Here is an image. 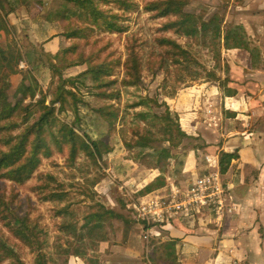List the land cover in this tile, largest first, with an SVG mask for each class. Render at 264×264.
<instances>
[{
	"label": "trees",
	"instance_id": "16d2710c",
	"mask_svg": "<svg viewBox=\"0 0 264 264\" xmlns=\"http://www.w3.org/2000/svg\"><path fill=\"white\" fill-rule=\"evenodd\" d=\"M29 1L0 0V31L6 26L7 15ZM49 1L43 0L42 18L61 27L55 35L69 42L66 47L53 53L45 51L43 44L38 47L40 51L37 47L22 50V41L11 50L0 40V222L11 225L18 241L33 253V264H50V261L42 251L47 245L43 227L32 217V195L39 201L57 195L68 196L57 186L34 180L35 161L45 159L56 163L59 157L65 165L71 166L82 155L95 162L97 157L104 159L112 151L103 140L92 139L80 128L79 110H93L109 125L118 123V135L124 148H153L164 141L167 147L161 149L158 158L163 157L169 148L177 149L192 137L182 130L178 116L170 112L164 100L160 103L157 97L142 92L143 80L153 81L162 73L160 87L167 93L166 89H178L187 79H200L224 87L226 93L232 95L235 89L228 86L231 80L217 74V64L210 67L203 62L202 50H218L221 40L224 48L247 49L251 55L254 49L240 41L228 46L227 33L221 30L222 16L215 12L205 19L202 12H188L184 9V0H52V5L48 6ZM221 1L224 7L228 0ZM16 2L17 6L13 4ZM136 13L145 14L154 23L147 46L137 32L130 31L129 21ZM22 60L32 71L47 68L49 78L51 74L50 84H55L53 92L51 85L46 86V93L41 92L37 102L26 108L21 107L26 92H21L14 103L6 94L7 64ZM72 66L79 67L77 73L65 76L63 72ZM87 79L90 81L87 94L108 104L92 107L83 98L84 94L78 89L85 86ZM116 84L123 94L120 107L113 103L120 94L114 89ZM20 90H33V87L20 85L17 91ZM47 97L49 104L44 103ZM69 110L72 119H69ZM54 121L58 122V129H54ZM143 123L160 130L162 136L140 134L139 127ZM237 158L238 149L218 151L220 171L225 173L231 161ZM162 177L152 178L135 194V199L166 194L168 189ZM15 186H22L23 197L18 195ZM12 200L15 203L9 216ZM96 200L91 201L88 222L102 225L107 215L127 227L136 223L131 216ZM76 227L67 225L66 234L74 235ZM1 233L0 230V264H24L15 246L3 239Z\"/></svg>",
	"mask_w": 264,
	"mask_h": 264
},
{
	"label": "crops",
	"instance_id": "0c3cea01",
	"mask_svg": "<svg viewBox=\"0 0 264 264\" xmlns=\"http://www.w3.org/2000/svg\"><path fill=\"white\" fill-rule=\"evenodd\" d=\"M191 1L208 8V11L203 10L207 17L214 12L220 13L221 29L227 33L228 46L240 41L254 49L252 55L247 49L224 48L223 44L221 49H209L212 52L206 59L208 65L219 66L217 74L231 80L232 86H228L235 89V93L227 95L224 87L209 82L199 84L213 87L208 92L214 98L212 114L203 119L222 132H207L205 121L201 117L196 119L193 112L188 113L189 120L196 119L194 125L202 126L204 142L219 141L220 136L222 140L218 146H213L214 152L209 151L210 146H203L204 143L193 148L185 158L176 183L184 188L186 181L199 173L197 166L206 153L238 149V158L231 161L222 179L227 201L236 206V212L226 228H215L199 212L180 216L169 222L166 235L149 241L138 226L126 227L127 232L114 233L117 245L110 250L112 254L94 251L96 258L90 257L86 263L81 259V263L66 261L64 264H264V0H228L224 9L220 7L221 0H213V7L209 0ZM51 3L52 0L48 6ZM13 4L17 6V2ZM42 7L43 0H30L16 7L5 18L6 26L0 31V40L9 49L11 35L16 41L14 49L24 38L30 47L51 41L49 38L62 29L43 20ZM46 28L52 30L48 37ZM12 79L17 83L18 78ZM191 99L195 103L202 102L195 96ZM170 102L176 108L186 109V104ZM194 102L192 109L197 107ZM174 106L172 109L176 111ZM197 152L202 154L201 161Z\"/></svg>",
	"mask_w": 264,
	"mask_h": 264
},
{
	"label": "rangeland",
	"instance_id": "374dc122",
	"mask_svg": "<svg viewBox=\"0 0 264 264\" xmlns=\"http://www.w3.org/2000/svg\"><path fill=\"white\" fill-rule=\"evenodd\" d=\"M33 1L35 0H31V2ZM209 1L210 7H213L214 1ZM184 4V9L188 12L198 10L197 13H204L203 10H209L208 8L195 5L191 0H184ZM220 7L224 9L225 6L223 7V1ZM204 15L205 19L211 16L207 17L205 13ZM153 24L154 23L148 16L143 13L134 14L129 21L130 31L139 34L144 46L150 43ZM45 33L46 37H48L52 33V30L46 28ZM33 40L35 42V39ZM10 42V48L14 49L16 41L13 35H11ZM68 43L69 42L62 36L54 35L51 41H45L43 45L45 51L53 53L56 50L66 47ZM221 44L222 41L220 42L219 49H221ZM30 48L29 41L24 38L22 50H30ZM37 51H40V49L38 48ZM211 52L212 51L209 49L202 50V59L206 65H208L206 59L209 58ZM18 63L19 62L16 61L15 64H7L6 71L8 76L6 80V94L11 103H14L17 101L16 98L21 92H26L21 101V107L26 108L37 102L41 92L43 94L46 93V86L48 88L51 85V74L49 78L50 71H47L48 69L45 67H39L31 73L22 70L23 68ZM78 68L79 67L76 68L72 66L66 69L63 74L65 76L74 75L77 73ZM12 78H18L17 83H15ZM162 78V73H159L153 81H149L148 78H145L141 90L149 97H157L160 103L163 100L166 103L168 102L167 105L170 112L178 116L182 130L188 136L192 137V139L186 140L181 147L177 149L169 148L168 154L160 158L158 157L160 156L161 149L167 147V143L164 141L157 143L153 148H124L118 135L120 128L118 123L114 126L109 125L103 122L93 110L83 109L79 110L80 128L92 139L103 140L105 144L111 146L112 151L109 152L104 159H99L97 157L95 162L89 157L82 155L78 158L76 163L71 166L65 165L63 158L59 157L56 158V163H51L45 159L35 161L36 171L33 175L34 180L46 185L57 186L59 191L63 189L68 195L63 196V198L57 195V197H49L48 200L43 201L37 200L32 195V201L34 202L32 217L42 225L45 232V241L47 245L42 251L47 255L50 264H64L66 261L69 263H81L83 259L88 261L90 257L96 258V253H94V251L104 255L112 254L110 250L114 245H117L116 238L114 241V233L118 232V230L127 232L128 228H126L127 226L120 220L112 219L107 215L104 217L102 225L88 222L87 217L90 212L89 207L91 201L98 199L108 208L120 212L121 214L131 216L137 220L136 223L131 226H138L141 228L143 225L140 219L136 217V207H134V204L126 201L122 194L133 195L134 197L145 184L157 175L163 176L162 178L164 179L166 177L168 178L164 184H168L169 180L177 182L178 179L176 177L184 167L183 162H185L187 154L191 152L193 148L201 146V144L204 143L203 146H210L209 151L214 152L213 146H218L221 142V136L219 141H213V143L204 142V138L201 135L202 126L198 125L197 127L194 125L197 122L196 119L201 117V120H204L206 123L207 132L212 134L211 131L213 130L214 134L217 132L221 134L222 129L216 131L209 122L203 119L212 114L211 103L214 101V98H212L208 92H211L213 87L209 84H206V86L199 85L203 83V80L200 79H187L178 89L168 88L166 89L167 93H163L160 87ZM170 80L171 77L169 78V81ZM85 81V86L81 85L78 89L84 94L83 98L87 100L92 107L108 104L88 95L87 91L90 90V81L88 79ZM20 85L32 86L33 90L17 91ZM228 85L232 86L231 83ZM54 87L55 84L49 87L51 92H53ZM114 89L119 90L120 94L114 98L113 103L120 107L123 94L119 84H116ZM192 96L198 97L202 102L195 103L191 99ZM205 99L209 102L206 106L203 104ZM48 100V97L45 98L44 103L49 104ZM170 100L180 104H186V109L181 110V106L176 108ZM193 102L194 105L197 104L196 109H192L191 107ZM54 106L57 107L58 104H54ZM173 106L176 108V111H173ZM158 108V111L161 110ZM21 111H23V109ZM189 112H193L191 114H194L196 119L189 120ZM69 113V119H72V111L69 110ZM53 127L54 129H58V122L54 121ZM76 131L78 132V130ZM157 131L151 126H148L147 123H143L139 127V133L144 136L154 135L156 137H161V131ZM196 155L199 161H201L202 154L197 152ZM189 180L186 181V184ZM15 187L18 195L23 197L25 192L22 186ZM93 194L94 196H91ZM14 203L15 200L9 202V216L11 215L10 211ZM67 225H77L74 235L69 236L66 234L69 232V230L66 229ZM105 229L108 231L105 232ZM0 230L2 232L1 237L7 239L10 244L15 246V250L22 262L24 264H33V253L27 246L18 241V238L13 233L14 229H11V225H3L0 222ZM155 231L158 233L155 238H161L163 235L160 234L161 230L156 229ZM7 262L8 260H5V263Z\"/></svg>",
	"mask_w": 264,
	"mask_h": 264
},
{
	"label": "built area",
	"instance_id": "2783aa9c",
	"mask_svg": "<svg viewBox=\"0 0 264 264\" xmlns=\"http://www.w3.org/2000/svg\"><path fill=\"white\" fill-rule=\"evenodd\" d=\"M19 65L22 70L31 72L25 60ZM197 167L199 173L194 174L184 188L169 180L166 183L168 192L159 197L137 200L133 195L122 194L126 201L136 207V217L142 220L141 229L148 241L157 239L156 229L166 235L171 220L198 212L205 215L215 228H226L230 224L236 206L227 201L218 154L206 153Z\"/></svg>",
	"mask_w": 264,
	"mask_h": 264
},
{
	"label": "bare ground",
	"instance_id": "6f19581e",
	"mask_svg": "<svg viewBox=\"0 0 264 264\" xmlns=\"http://www.w3.org/2000/svg\"><path fill=\"white\" fill-rule=\"evenodd\" d=\"M29 70H31V69H29ZM31 71H32V70H31ZM203 104H204V106H206V105L208 104L207 99L204 100Z\"/></svg>",
	"mask_w": 264,
	"mask_h": 264
}]
</instances>
